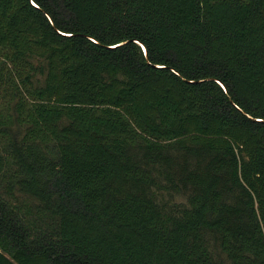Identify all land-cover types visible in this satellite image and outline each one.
<instances>
[{"label": "trees", "instance_id": "obj_1", "mask_svg": "<svg viewBox=\"0 0 264 264\" xmlns=\"http://www.w3.org/2000/svg\"><path fill=\"white\" fill-rule=\"evenodd\" d=\"M0 264H264V0H0Z\"/></svg>", "mask_w": 264, "mask_h": 264}, {"label": "rangeland", "instance_id": "obj_2", "mask_svg": "<svg viewBox=\"0 0 264 264\" xmlns=\"http://www.w3.org/2000/svg\"><path fill=\"white\" fill-rule=\"evenodd\" d=\"M164 198H165V200H167L168 202H171V203H173V202H176V203L184 202V199L182 197H176L175 196L173 198H169L168 196H165Z\"/></svg>", "mask_w": 264, "mask_h": 264}, {"label": "water", "instance_id": "obj_3", "mask_svg": "<svg viewBox=\"0 0 264 264\" xmlns=\"http://www.w3.org/2000/svg\"><path fill=\"white\" fill-rule=\"evenodd\" d=\"M143 52H144V55H145V50H144V49H143ZM221 87L223 88V90H224V92L226 93V95L229 96L228 93H227V91L225 90V88H224L222 85H221ZM242 113H243V112H242ZM243 114H244V113H243Z\"/></svg>", "mask_w": 264, "mask_h": 264}]
</instances>
